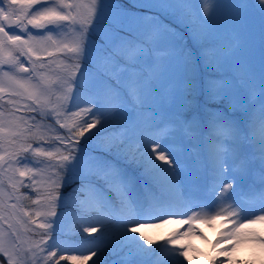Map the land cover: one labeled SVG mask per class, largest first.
<instances>
[{"label": "snow or ice", "instance_id": "1", "mask_svg": "<svg viewBox=\"0 0 264 264\" xmlns=\"http://www.w3.org/2000/svg\"><path fill=\"white\" fill-rule=\"evenodd\" d=\"M132 8L145 11L124 0H0V264H192V246L179 241L205 238L192 225L222 213L186 216V232L165 242L168 261L138 228L190 203L193 167L207 173L217 202L244 191L253 161L264 173V0H132ZM253 12L258 30L245 19ZM169 19L201 42V80L174 47ZM194 93L214 105L203 126L177 110ZM247 191L259 212L234 202V227L217 246L244 239L264 250V233L241 232L264 223V190ZM72 196L82 232L99 233L80 255L61 250L58 208Z\"/></svg>", "mask_w": 264, "mask_h": 264}, {"label": "rangeland", "instance_id": "2", "mask_svg": "<svg viewBox=\"0 0 264 264\" xmlns=\"http://www.w3.org/2000/svg\"><path fill=\"white\" fill-rule=\"evenodd\" d=\"M124 5H125V7L131 9L132 11H145L144 9L132 8V0H124ZM245 19L247 20V22L249 23L250 26H252L254 29L258 30V28H259V16L257 13H254V12L249 13L246 15ZM169 20L173 21L172 19H169ZM177 25H180V24H177ZM172 27L175 29L176 34L171 36V40L173 42L174 47L178 51H181L182 41L180 42V40H181L180 37L183 36L182 35L183 32L179 31V29H177V26H172ZM9 31H15V29H9ZM30 31H34V30L30 29ZM96 55H97V58H100V54L98 51L96 52ZM184 55L190 57V55L187 53H184ZM191 67H192V73L197 70V69L193 68L192 62H191ZM201 67H203L202 63H201ZM192 73H191V75H192ZM193 76H194V74H193ZM196 79L198 81L200 80L199 78H196ZM187 100L188 99L185 97L184 100H182L178 104L177 110H182V111L187 110L186 112H188L190 107H189V103L185 102ZM190 119L191 120L188 119L187 121L189 123H191L193 126H200V119L199 118L196 119L194 116ZM60 131L63 132L64 130L61 129ZM50 134H54V133H50ZM181 143L183 145H185L186 147L196 146L195 142L192 140H189L187 137H183L181 140ZM199 146L201 147V145H199ZM202 155H206V154L202 152ZM188 162L190 165H192L194 163V158L191 155H189V157H188ZM251 168H252V166H251ZM252 171H253V168H252ZM205 173H201L200 171H198L194 167L192 168V176L198 177V178L197 179H192L191 177L185 178L184 190L191 197L190 203L185 204V209L187 208L186 211L183 212L182 216H178V218L174 219V221L169 222L168 225L167 224H161V225L166 226L168 229H169V227H171L169 229V231H171L170 236H172V238H173L174 236H176L179 233L186 232V230L188 229L189 225L181 222L183 219H185L186 216H191L194 213H197L199 215V217L205 218V217H208L210 215L222 213L221 218L212 220L211 224L202 223V222H200V220H197V222L192 225V227H194V228L198 229L200 232H202L203 236L205 238L202 239L198 235H194V236L182 238L179 241V243L188 244L191 246L194 242L195 246L193 245V251L189 252V257L192 260V264H197V259H199V257H196L194 255L196 252V249H197V251L199 250V253L202 254L203 256H208V255L212 254L213 259H216L217 261H219L220 259H226L227 264H264V250H261L260 247L258 245H256L254 242L241 239L238 242L229 240V241H226L225 243L219 244L218 246L216 245V241L218 239L222 238L223 234L226 233L230 228L234 227L233 223L231 222V219L228 218V214L232 213L234 211V208H235L234 202H237V201L242 202V201L238 199L236 193L234 195H232L231 198L226 197L223 200L217 202L215 208H210V206H208L206 204L199 203L198 200L195 201L196 197L199 200H205L204 188H203V180H204V174ZM65 179H67V177H65ZM251 180H252V177L251 176L248 177L245 181V184L249 183ZM243 188H244V191H246L245 186ZM25 191H27V190H25ZM62 191L64 192V190H62ZM246 192L248 194V191H246ZM65 193H67V192H65ZM211 193H212V191L207 190L205 195L209 196V195H211ZM181 201H183V200H181ZM243 204L249 209V216L256 215L259 212V209L261 208V207H258L256 205L252 206V205L245 204V203H243ZM60 211H62V209L58 208V212H60ZM165 215L168 216L166 219H171L170 218L171 216H175V214H165ZM63 216H64L63 232L70 229V228H72V230H74L72 232L81 231V226L78 227V225H75V221L73 218L66 217L65 215H63ZM146 219H149L150 222L142 224L140 226V228H138V232L142 233V235H144V236H147L149 239L156 241V243H159L160 242L159 240H161V238L165 234V231H162V233H161L160 230H164V229H161L162 226L154 225V224H152V221H158V220H161V218L149 217ZM165 222H167V221H165ZM244 222H246V220H244ZM166 231H168V230H166ZM250 231H257L260 233H264V223L249 225L248 227L241 229L242 233H246V232H250ZM98 234L99 233H94L91 235H98ZM28 235L32 236L31 233H29ZM91 235L85 234L84 238L90 237ZM217 235H220V237L216 238ZM32 238L36 239L38 237L32 236ZM231 241H232V243H231ZM63 243H66V240H64L62 242V244ZM233 243L236 244L235 250L233 252L223 253V254L221 253L222 249L229 247ZM155 245L156 244H154L153 246H155ZM164 255L165 256H163V254H161L157 258L162 259L164 261H168L170 258V253L165 252ZM230 255L232 257L234 255H237V256L240 255L242 260H239V261L233 260L234 258H229ZM200 260H202V259H200ZM76 263L80 264L81 261L76 262ZM87 264H89V262H87ZM203 264H204V261H203Z\"/></svg>", "mask_w": 264, "mask_h": 264}, {"label": "trees", "instance_id": "3", "mask_svg": "<svg viewBox=\"0 0 264 264\" xmlns=\"http://www.w3.org/2000/svg\"><path fill=\"white\" fill-rule=\"evenodd\" d=\"M178 26V25H177ZM179 31H182V35L180 38V42L182 41V48L181 50L183 51V53H187L190 55L191 57V62H192V66L194 69H197L196 71H194L192 73V75L194 74L195 78H199L200 80L203 78L204 74H205V70L203 69V67H201V60H200V52H201V47L202 44L201 42L196 39V37L191 33V31L185 27V26H178ZM186 98L188 99L187 101H192V103L190 104V109L188 112L189 114H194L195 111L198 112L199 114H205V113H210L211 111H209L207 108H205L206 106L212 107L214 105H212V103L210 101H206L205 97L202 93H194L193 95L190 96H186ZM204 106V107H203ZM182 114H184L183 111H181ZM95 131V130H93ZM87 135H91V133L87 134ZM87 135L85 137V139H87ZM81 143L83 144V141H81ZM129 170H132L131 168ZM74 186V185H73ZM64 192L70 193L71 191V187H65ZM75 197L72 196L71 199L69 200V207L67 209H62V211L64 212V215L66 217H70L73 218L75 221V225H78V227L80 226V222L77 218V215L75 214V205L72 204V200H74ZM62 219H64V216L62 217ZM74 230H72V228L64 231V237L66 239L69 240H75L78 243H85V247H76L75 245H71V244H62L61 246V250L64 251L65 255H80L83 254L84 252H86L88 249H90L91 247H93L94 245L91 244V241H94L96 239L98 235H91L90 237H86L85 233L81 231L79 232H72ZM159 243H156L155 246H152L153 248H157L160 249L161 251L157 253V257L160 256L161 254L164 255V253L167 251L165 250V248L167 247L165 245L166 242V238L163 236L161 238V240H159ZM59 255V252H58ZM109 259H112V257H109ZM93 260H95V257H93ZM93 260H89L87 262H89V264H93ZM76 262H80V261H62L61 264H77ZM80 264H84L83 261H81Z\"/></svg>", "mask_w": 264, "mask_h": 264}]
</instances>
